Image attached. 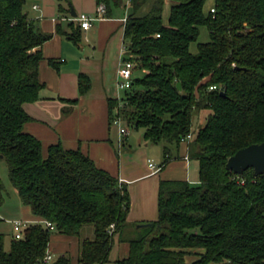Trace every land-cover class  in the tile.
I'll list each match as a JSON object with an SVG mask.
<instances>
[{
  "label": "trees",
  "instance_id": "16d2710c",
  "mask_svg": "<svg viewBox=\"0 0 264 264\" xmlns=\"http://www.w3.org/2000/svg\"><path fill=\"white\" fill-rule=\"evenodd\" d=\"M57 1L61 13L71 4ZM147 1L132 2L124 61L135 65V76L121 100L108 101L110 121L121 119L162 146L160 169L186 144L198 180L162 181L158 220L126 234L128 185L80 150L54 145L45 157L41 141L25 132L32 118L24 105L40 99V48L52 35L27 16L28 0H0V161L23 205L43 221L27 223L21 238L13 234L9 249L0 233V264H43L54 233L80 237L86 226H93L94 238L81 241L79 264L109 263L118 234L130 252L116 264H188L189 257H197L190 264H264V175L227 168L238 151L264 143V0H214L208 12L209 0H170L167 24L165 0L137 15ZM97 3L109 17L125 4ZM202 28L210 39L192 53ZM70 36L78 42L79 29ZM90 90L91 80L80 75V95ZM202 112L206 124L195 130ZM3 194L0 178V207ZM52 264L72 260L63 255Z\"/></svg>",
  "mask_w": 264,
  "mask_h": 264
},
{
  "label": "crops",
  "instance_id": "0c3cea01",
  "mask_svg": "<svg viewBox=\"0 0 264 264\" xmlns=\"http://www.w3.org/2000/svg\"><path fill=\"white\" fill-rule=\"evenodd\" d=\"M156 1L148 0L137 15H147ZM214 3L213 0L207 6V2L205 11L208 12ZM63 7L66 11L61 13L57 0H28L24 9L43 33L52 35L40 48L44 60L40 64L39 80L44 89L38 101L24 105V110L32 118L26 124L25 132L41 141L45 157L54 145H62L66 150H80L99 168L127 184L131 210L126 234H132L136 225L158 220L161 182H196L197 163L190 160L189 148L184 144L173 151L171 162L154 173L150 163L161 167L164 161L162 146L147 143L143 130L140 138L135 139L131 129L130 135L123 138L119 127L110 121L108 101L121 100L125 92L119 87L118 71L126 52V23L123 20L134 12L132 4L129 7L123 4L113 10L111 17L106 15L103 20L93 21L88 30L82 29L73 19L81 14L96 17L97 0H71V4H63ZM170 13L171 8L168 20ZM76 29L81 35L78 42L70 36ZM80 75H86L91 80V90L83 96L79 92ZM74 100L78 102L72 104ZM22 214L24 219L9 222L12 235L15 234V221L28 224L43 222L27 206L22 208ZM89 230L84 227L80 237L54 233L48 249L51 260L43 264H52L63 255H69L72 264H79L81 241L94 238V230ZM129 252V243L116 235L107 264L126 259Z\"/></svg>",
  "mask_w": 264,
  "mask_h": 264
},
{
  "label": "rangeland",
  "instance_id": "374dc122",
  "mask_svg": "<svg viewBox=\"0 0 264 264\" xmlns=\"http://www.w3.org/2000/svg\"><path fill=\"white\" fill-rule=\"evenodd\" d=\"M213 0H209L207 6L209 4H212ZM171 2L170 0H165L164 4V22L167 23L168 21V14L170 12L171 8ZM209 32L206 28L201 29V35L198 39V42L193 43L191 46V51L193 53L197 52V45L201 42H208L209 41ZM208 115V112H202L199 116V122L195 123V130L202 128L206 124V117ZM132 136H134L135 139L140 138L142 136V130H133ZM196 165V169L198 171V165ZM197 173V172H196ZM198 174V173H197ZM0 178L3 181L4 184V203L0 207V233L4 234L7 242V248L10 244V241L12 239V225L9 223L12 220H21L23 218L22 214V208H24V205L19 197L18 191L16 188H14L13 184L11 183L8 175V166L6 161L1 160L0 161ZM88 229L94 230L93 226H86ZM89 230V231H91ZM128 234V232H127ZM195 258L197 257H189L187 259V263L190 264Z\"/></svg>",
  "mask_w": 264,
  "mask_h": 264
},
{
  "label": "built area",
  "instance_id": "2783aa9c",
  "mask_svg": "<svg viewBox=\"0 0 264 264\" xmlns=\"http://www.w3.org/2000/svg\"><path fill=\"white\" fill-rule=\"evenodd\" d=\"M123 2L125 3V5L127 7H129L133 0H123ZM35 8H38L35 6ZM212 13L215 12L214 9L211 10ZM106 12L107 9L105 7V5H99L98 9H97V16H91V15H87V14H81L78 15L75 19H73L74 21L78 22V24L80 25V27L84 30H88L91 27V23L93 21H97V20H103L104 18H106ZM128 18H125L123 21L125 23H127ZM134 73H135V65L131 62V61H124L121 68L118 71V80H119V87L120 89L126 91L129 90L131 88L132 85V81L134 78ZM216 89L215 87H211V90ZM114 125L119 127V131H120V135L123 138H127L130 135V129L125 127L121 121V119H116L114 121ZM191 140V136H188L186 141H190ZM150 168L154 170V173H157L160 171V168L157 167L154 163H150ZM47 227L50 228L51 230H54V226L50 223H46ZM15 225V233H16V237L17 238H21L22 235V230L23 228L27 225L26 222H22V221H15L14 222ZM114 228L115 226L113 225L111 228V234L114 232ZM51 260V257L49 255H47V257L44 260V263H49Z\"/></svg>",
  "mask_w": 264,
  "mask_h": 264
},
{
  "label": "water",
  "instance_id": "95a60500",
  "mask_svg": "<svg viewBox=\"0 0 264 264\" xmlns=\"http://www.w3.org/2000/svg\"><path fill=\"white\" fill-rule=\"evenodd\" d=\"M74 16H77L74 13ZM182 91V85H177ZM227 168L236 175H243L249 169H253L255 176L264 175V143L251 145L238 151L227 163Z\"/></svg>",
  "mask_w": 264,
  "mask_h": 264
}]
</instances>
